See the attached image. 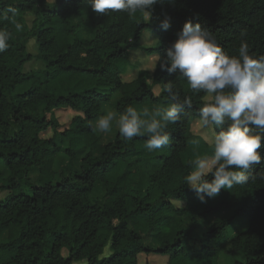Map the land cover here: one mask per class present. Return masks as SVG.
<instances>
[{"label": "trees", "instance_id": "1", "mask_svg": "<svg viewBox=\"0 0 264 264\" xmlns=\"http://www.w3.org/2000/svg\"><path fill=\"white\" fill-rule=\"evenodd\" d=\"M8 7L16 9L22 30L0 19V29L11 33L0 52V165L8 172L0 171V193H9L0 201V264H140L145 256L147 264L153 255L166 257V264H219L222 255L238 254L244 261L235 264H264V179L258 175L264 140L257 150L261 163L249 169L255 178L202 203L184 178L196 156L213 154L209 126L194 133L206 93L157 64L189 20L214 34L230 56L238 55L242 39L250 54L264 55V0H158L151 20L140 12L98 14L86 0H0V11ZM165 15L171 17L167 30L161 27ZM147 29L158 39L154 47L141 45ZM32 39L37 54L27 49ZM133 51L147 60L131 57ZM32 61L45 68L24 72ZM169 82L180 93L177 101L164 90ZM113 92L120 94L118 114L130 105L151 114L185 97L192 106L167 125L170 140L161 149L149 152L146 135L129 141L118 133L102 144L93 128ZM61 110L75 113L65 129L55 115ZM213 128L214 134L221 130ZM49 132L52 137H43ZM60 155L68 159L62 167ZM231 210L233 216L200 233L202 221ZM237 219L249 226L231 237ZM107 247L111 254L104 257Z\"/></svg>", "mask_w": 264, "mask_h": 264}, {"label": "clouds", "instance_id": "2", "mask_svg": "<svg viewBox=\"0 0 264 264\" xmlns=\"http://www.w3.org/2000/svg\"><path fill=\"white\" fill-rule=\"evenodd\" d=\"M157 2L86 0L91 10L98 14L123 11L133 17L140 12L147 20H151L152 8ZM15 16L13 7L0 11V19L13 23L17 31L22 30ZM170 26L171 17L165 15L161 27L167 30ZM10 36V32L0 29V52L8 48ZM157 62L162 71L178 72L192 90L206 93V102L198 110L196 123L221 129L210 140L213 154L198 155L192 160V170L185 176V184L202 203H206L207 199L217 197L222 189L245 185L254 179L249 169L261 163L262 156L257 150L264 140V135L255 133L252 127L264 130V55L250 54L249 45L242 39L238 55L230 56L218 45L214 34L189 20L177 33L175 42L166 49L165 57H157ZM164 90L172 101L179 99L180 93L174 91L172 82L167 83ZM185 106H192L190 97H185L182 104L174 102L168 107L155 109L151 114L147 109L141 112L130 105L123 113L109 111L99 117L93 130L109 132L114 122L126 140L146 135L145 148L152 152L169 144L166 127L180 119ZM226 120L230 123L224 127ZM258 175L264 179V172Z\"/></svg>", "mask_w": 264, "mask_h": 264}, {"label": "rangeland", "instance_id": "3", "mask_svg": "<svg viewBox=\"0 0 264 264\" xmlns=\"http://www.w3.org/2000/svg\"><path fill=\"white\" fill-rule=\"evenodd\" d=\"M31 15L32 16H30V17L26 16L27 23L30 27H32V24H33L32 21L35 19L34 14H31ZM83 36L86 38L90 37L89 31L88 30L84 31ZM157 42H158V39L154 36L151 29H147L143 32L142 38H141V45L143 47H147V48L154 47V46H156ZM27 49H28L29 53H31V54H37L38 46H37L36 39H32L29 41V43L27 45ZM136 54L139 55L137 60H139L141 63H143L144 61L147 60L146 55L140 54L139 52H134V51L131 52V57H133ZM151 57H153V56H151ZM131 60H133V59L131 58ZM155 63H156L155 58L151 59L147 63V68L150 70V73H153ZM40 67L44 68L45 65L40 61H32V62H29L26 64V66L24 68V72L28 73L30 71L40 70ZM123 78L126 80V75L123 76ZM26 88H29V85L18 87L16 89V92L19 94L24 93L26 91ZM119 99H120V94L113 92L111 103L109 105H106L103 107L104 115L109 111L115 112L114 106L117 104ZM55 115L59 120L61 128L65 129L70 125L72 119L75 116V113L68 111V110H61V111L56 112ZM94 126H95V124H94ZM62 129H61V131H63ZM96 133H97L98 137L100 138V142L102 144H107V143L112 142L116 138L119 131H118V128L116 127L115 123L113 122L111 131L106 132V133H101L99 130H96ZM194 133L195 134L204 133V127L197 126V125L194 126ZM206 134L211 139L214 137L213 125H210L207 128ZM52 136H53V132H49V133H46L43 135V137H45V138H50ZM202 136L205 138V136L203 134H202ZM65 146H66V144H63L62 147H65ZM81 159H82V157L79 158V160L76 162V165H80ZM67 160L68 159L65 158L64 155H60L58 157V160H57L58 166H61V167L64 166L67 163ZM0 171H2L5 175H8L6 168L2 165H0ZM31 178L33 179V181H35V182L37 181V175H32ZM8 195H9V193H7V192L0 193V201L5 200ZM233 215H234V210H231V211L216 214V215L210 217L208 220L202 221L200 223V229H199L200 233L207 232L213 224L223 220L224 218L231 217ZM248 226H249V224L246 220L237 219L235 221L233 227L230 229V236L234 237V236L244 232L245 230H247ZM4 240H5V236L2 235L1 242H4ZM66 254H67V252L65 251V255ZM110 254H111L110 248L107 247L105 250L104 256L108 257V256H110ZM240 255L241 254L234 255V256L222 255L220 258L219 264H235L236 262H243L244 259H243L242 255L241 256ZM145 257L139 258L140 264H146ZM148 259H149V261H147L148 262L147 264H166L165 261L167 258L162 257V256L153 255V256H150ZM81 263H84V262H77L74 264H81Z\"/></svg>", "mask_w": 264, "mask_h": 264}, {"label": "crops", "instance_id": "4", "mask_svg": "<svg viewBox=\"0 0 264 264\" xmlns=\"http://www.w3.org/2000/svg\"><path fill=\"white\" fill-rule=\"evenodd\" d=\"M32 13H30V14H27V17H30V16H32L31 15ZM34 21V20H33ZM33 21H32V23H33ZM45 68V67H44ZM43 67H40V70H43L44 69ZM104 257H106V256H104ZM82 262H84V263H81V264H87V262L86 261H82Z\"/></svg>", "mask_w": 264, "mask_h": 264}]
</instances>
